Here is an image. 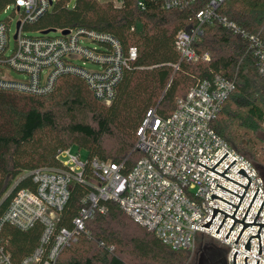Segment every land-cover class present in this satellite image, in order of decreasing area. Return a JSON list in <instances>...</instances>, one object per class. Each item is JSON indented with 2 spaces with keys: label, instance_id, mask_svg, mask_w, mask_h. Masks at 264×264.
<instances>
[{
  "label": "built area",
  "instance_id": "1",
  "mask_svg": "<svg viewBox=\"0 0 264 264\" xmlns=\"http://www.w3.org/2000/svg\"><path fill=\"white\" fill-rule=\"evenodd\" d=\"M57 1L12 0L1 11H12V15L0 21V90L46 96L55 90L61 77L72 75L85 80L99 102L111 105L126 71L138 58V49L126 50L113 35L83 28L26 35L32 31L26 28L51 12ZM194 1L137 0V6L144 11L149 2H159L166 10H183ZM226 1L211 0L197 14L195 29L178 32L176 48L181 60L188 64L197 62L199 56L194 45L203 36L204 26L219 23L248 40L249 50L257 58L259 73L264 76L263 41L220 15L219 9ZM107 2L120 7L125 0ZM15 17L16 30L12 36ZM65 30H69L66 35ZM210 58L209 54L203 56L204 61ZM87 62L99 65L100 70H86ZM10 71L25 75L27 80H13ZM234 89L233 81L215 74L200 80L185 98L179 99L171 116L163 117L157 108L150 109L137 132L135 151L142 156L128 173L125 163L96 158L84 160L80 152L74 153L68 148L57 156L60 167H41L23 174L5 197L13 195L0 217V264H57L62 252L86 231V223L96 213H107L108 202L117 203L136 224L154 233L173 250L194 251L197 238L203 235L226 250L227 264H234L236 253V264H246L247 258L248 264L258 261L264 264V227L260 232L259 255V240L250 238L258 236L261 226H247L238 240L244 224L237 222L227 238L235 220L220 212L214 218L215 208L233 216L245 189L199 165L201 162L213 168L229 154L214 169L223 174L237 161L224 175L246 188L249 180L240 173L244 170L252 184L235 218L243 221L259 189L245 221L253 223L264 203V176L212 128ZM27 178L32 179L35 188L16 191L18 184ZM74 184L87 186L90 191L72 221V228L61 227V216ZM213 194L236 207L212 198ZM209 223V228L204 227ZM256 223L264 224V207ZM6 225L21 232L42 227L38 246L19 262L14 260L8 239L2 235ZM249 240L250 251L245 249Z\"/></svg>",
  "mask_w": 264,
  "mask_h": 264
},
{
  "label": "trees",
  "instance_id": "2",
  "mask_svg": "<svg viewBox=\"0 0 264 264\" xmlns=\"http://www.w3.org/2000/svg\"><path fill=\"white\" fill-rule=\"evenodd\" d=\"M210 1L195 0L183 10H166L159 2H149L142 11L137 0H125L120 7L98 0H58L51 12L26 28L42 32L83 28L111 34L126 50L137 48L138 58L126 71L109 106L94 97L85 80L72 75L61 77L46 96L0 90V217L11 201L13 195L5 197L15 182L37 168L60 167L57 156L62 150L76 147L77 152L85 150L89 159L125 163V172H130L142 156L135 145L147 112L157 108L159 115L171 116L179 99L200 80L215 74L233 81L235 89L212 128L254 165L264 163L259 156L264 149V76L248 40L215 23L204 26L203 36L194 45L197 62L181 60L176 48L178 32L195 29L197 14ZM10 2L0 0V12ZM219 13L264 43V0H227ZM205 54L210 61L203 60ZM34 188L27 178L16 191ZM89 191L84 185L72 186L61 227L72 228ZM106 205L107 213H96L86 223V231L62 252L57 264L188 263L187 251L163 244L117 203ZM2 235L19 262L38 246L42 227L21 232L6 225Z\"/></svg>",
  "mask_w": 264,
  "mask_h": 264
},
{
  "label": "water",
  "instance_id": "3",
  "mask_svg": "<svg viewBox=\"0 0 264 264\" xmlns=\"http://www.w3.org/2000/svg\"><path fill=\"white\" fill-rule=\"evenodd\" d=\"M56 31V29H49V30H45V31H43V34L44 35H46V34H49V33H51V32H55ZM69 33V30H65L64 31V34L66 35V34H68ZM229 154H227L223 159H221L213 168H210V167H208V166H206L205 164H203V163H201L200 162V166H202V167H204V168H206V169H208V170H210V171H212V172H214V173H216V174H218L219 176H221V177H223V178H225V179H227V180H229V181H231V182H233V183H235V184H237L238 186H240V187H242V188H244L245 189V192H244V194H243V197H241V196H239V195H237V194H235V193H233V192H231V191H229V192H231V193H233V194H235V195H237V196H239V197H241L242 199H241V201H240V203H239V206L238 207H236V206H234V205H232V204H230V203H228L227 201H225V200H223V199H221V198H219V197H217L216 195H212V198H218V199H220V200H222V201H224V202H226V203H228V204H230V205H232V206H234V207H236V210H235V212H234V214H233V216H231V215H229V214H227V213H225V212H223V211H221V210H219V209H216L215 208V210H214V218H215V216H216V214H217V212H220V213H222V214H224V215H226V218L227 217H230V218H232L233 220H235V222H234V224H233V226H232V228H231V230H230V232H229V234H228V236H227V238L229 237V235H230V233L232 232V230H233V228H234V226H235V224L237 223V222H240V223H242V224H244V227H243V229H242V231H241V233H240V235H239V237H238V240H239V238H240V236H241V234H242V232L244 231V229L247 227V226H261L260 227V229H259V232H258V236H252L251 238H250V240L252 239V238H257L258 240H259V246H260V252H259V255H261V241H260V232H261V230H262V228L264 227V224H258V223H256V221H257V219H258V217H259V215H260V213H261V211H262V209H263V207H264V203H263V205H262V207H261V209H260V211H259V213H258V215H257V217H256V219L254 220V222L253 223H245V221H246V219H247V216H248V214H249V212H250V210H251V208H252V206H253V204H254V202H255V200H256V197H257V195H258V193H259V189H258V191H257V193H256V195H255V197H254V199H253V201H252V203H251V205H250V207H249V209H248V211H247V213H246V215H245V217H244V219H243V221H240V220H238V219H236L235 217H236V215H237V213H238V211H239V209H240V207H241V205H242V202H243V200H244V198H245V196H246V194H247V192H248V190H249V188H250V186H251V184H252V181L250 180V178L248 177V175L246 174V172L244 171V170H242L240 173L241 174H243L244 176H246L247 178H248V180H249V184H248V186L245 188L244 186H242V185H240L239 183H237V182H235V181H233L232 179H230V178H228V177H226L224 174L237 162V161H235L223 174H221V173H219V172H217L216 170H214L227 156H228ZM219 186V185H218ZM221 187V186H220ZM223 188V187H222ZM225 189V188H224ZM227 190V189H226ZM213 218V219H214ZM226 218H225V220H226ZM225 220L223 221V223H222V225H221V227H220V229L222 228V226H223V224H224V222H225ZM213 221V220H212ZM212 223V222H211ZM211 223H209V224H207V225H205L204 227H210V225H211ZM220 229H219V231H220ZM219 231H218V233H219ZM238 240H237V242H238ZM250 240L248 241V243H247V245H246V247H245V249L246 250H248V251H250L251 250V244H250ZM236 242V243H237ZM237 254V253H236ZM236 254L234 255V264H236V262H235V256H236ZM247 260H248V258L246 259V264H248L247 263ZM260 262L261 261H258V263L257 264H260Z\"/></svg>",
  "mask_w": 264,
  "mask_h": 264
},
{
  "label": "rangeland",
  "instance_id": "4",
  "mask_svg": "<svg viewBox=\"0 0 264 264\" xmlns=\"http://www.w3.org/2000/svg\"><path fill=\"white\" fill-rule=\"evenodd\" d=\"M98 1H99V0H98ZM99 2H101V3H107V0H101V1H99ZM11 15H12V11H7L6 13H5V12H1V13H0V21H5V20H6L7 18H9V16H11ZM16 22H17V17L14 18V22H13L12 27H11V33H12V36L14 35V32H15V30H16ZM26 35H29V36H38L39 33H37L35 30H32V31L27 32ZM51 35H52V34H51ZM12 43H14V42L12 41ZM85 69H86V70H89V71H98V70H100V66L97 65V64L91 63V62H87V63L85 64ZM10 77H11L13 80H16V81H26V80H27V78H26L25 75H23V74H21V73H17V72H15V71H10ZM261 136L264 138V123H263V130H262V132H261ZM73 152H74V153L77 152V148H76V147H74ZM80 153H81L82 158H83L84 160H86L87 157H88L86 151H85V150H81ZM259 156H260V157L263 159V161H264V149H260ZM262 159H261V160H262ZM255 165H256V166L258 167V169L261 171V172H260V171H259V172H260L261 174L264 175V163H262V164H260V165L255 163ZM207 243H214V244H217L216 242L212 241L210 238L205 237V236H203V235H200V236L197 238V242H196L195 250H194V251H190V252L187 253V255H188L189 258H190L187 264H190V262H191V260H192V256H193V254H194L196 251H198L199 248H200L201 246H204V245H206ZM217 245H218V244H217Z\"/></svg>",
  "mask_w": 264,
  "mask_h": 264
},
{
  "label": "flooded vegetation",
  "instance_id": "5",
  "mask_svg": "<svg viewBox=\"0 0 264 264\" xmlns=\"http://www.w3.org/2000/svg\"><path fill=\"white\" fill-rule=\"evenodd\" d=\"M190 264H227L226 250L214 243H207L196 251Z\"/></svg>",
  "mask_w": 264,
  "mask_h": 264
}]
</instances>
